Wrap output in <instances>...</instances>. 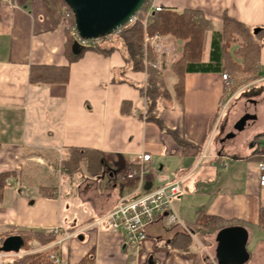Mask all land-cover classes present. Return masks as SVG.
Instances as JSON below:
<instances>
[{
    "label": "crops",
    "instance_id": "1",
    "mask_svg": "<svg viewBox=\"0 0 264 264\" xmlns=\"http://www.w3.org/2000/svg\"><path fill=\"white\" fill-rule=\"evenodd\" d=\"M150 3L177 13L200 11L214 26L205 34L202 53V63L210 70L186 74L183 109L166 102L159 110L165 127L196 147L178 144L146 121L141 89L148 73L132 69L122 44L101 42L97 47L102 52L84 50L72 62L71 52H66L68 26L55 20L42 0L24 6L0 0V174H13L0 204V240L10 229L49 232L63 226L69 236L61 232L48 247L36 244L57 254L59 264H219L218 234L235 228L245 236L247 258L229 264H264V231L258 228L264 208L259 180L264 123L260 111L255 112L258 97L264 98V44L260 78L240 92L252 90L245 109L254 121L247 130L253 131L254 141L259 139L252 140L255 148L247 155L222 146L229 125L222 124L220 111L224 72H217L212 49L225 15L252 30L264 28V0ZM169 38L176 42L179 59L184 42ZM240 43L235 41L230 51ZM82 49L75 41L72 54ZM32 66L68 67L69 81L32 85ZM171 67L165 68L163 77L174 98L178 80ZM241 117L232 118V123ZM71 149L99 153L101 173L68 175L61 161ZM143 155H150V161L143 163ZM175 178L183 180L182 193L172 201V213L180 222L168 225V214L157 218L147 227L148 239L139 254L128 255L122 235L99 222L122 199H133ZM214 218L219 223L210 231L207 226ZM193 226L205 227L204 233H192ZM184 233L193 240L189 253L172 250V241Z\"/></svg>",
    "mask_w": 264,
    "mask_h": 264
},
{
    "label": "trees",
    "instance_id": "2",
    "mask_svg": "<svg viewBox=\"0 0 264 264\" xmlns=\"http://www.w3.org/2000/svg\"><path fill=\"white\" fill-rule=\"evenodd\" d=\"M32 1L33 0H16L20 6H24ZM42 1L55 20L61 21L62 11L65 9V16L69 14L70 27L76 26L74 15L64 0ZM149 6L150 0H147L145 5L136 15V21L123 28L117 35L116 43L123 45L128 64L132 69L134 71H143L145 70V34H148L149 36L160 34L184 42L181 57L173 63L171 67L178 80L174 87V98L168 91L163 72L152 68L147 70V84L141 89V93L146 101V121L157 125L160 130L172 136L178 144L182 146H195L187 140L178 137L173 131L167 129L160 119L159 110L160 108L165 107L166 102H176L183 109L185 101L186 74L207 72L210 70L209 66L202 63V53L205 34L208 31L214 30V26L212 22L205 19L200 11L196 10H185L183 13H177L171 9H162L159 12L154 11L148 19H146ZM68 31L66 52H71L70 61L73 62L81 56L84 50L89 49H82L77 55L72 54V48L75 41L70 34V29ZM237 38L241 41V46L231 52L230 50ZM106 40L107 39L104 38L102 39V42H105ZM263 44L264 28L252 30L247 25L229 17L228 15L223 17L222 30L215 33L212 42V49L214 50L213 58L219 66L216 69L217 72L229 73L231 85L230 87L225 86V91L231 90L232 93H235L243 85L259 80L260 54ZM95 49L102 52L99 47H96ZM149 60H155L153 52H150ZM68 81V67L32 66L31 68L30 83L32 85H64L67 84ZM61 165L62 168L67 171L68 175H74L85 167L87 173L95 177L102 171V156L99 153L88 150L71 149L68 157L61 161ZM12 176L13 174L11 173L0 174V204L3 201L4 192L8 186L7 182ZM212 220L214 222L212 221L207 226L210 231L216 230L217 226L215 225V222L219 223V220L215 218ZM204 228L205 227L201 226H193L191 229L192 233L197 234L204 233ZM258 228L260 231H264V208H262L259 213ZM10 232L6 233L4 236L6 238L11 236L20 237L23 242L20 252L31 251V245L33 243H37L42 247H48L57 242L62 236L61 233H54L51 231H15L10 229ZM192 243L193 240L189 234H180L172 241L171 249L182 250L189 253ZM50 254L49 250L28 253L14 261H10L8 264H54L50 260Z\"/></svg>",
    "mask_w": 264,
    "mask_h": 264
},
{
    "label": "built area",
    "instance_id": "3",
    "mask_svg": "<svg viewBox=\"0 0 264 264\" xmlns=\"http://www.w3.org/2000/svg\"><path fill=\"white\" fill-rule=\"evenodd\" d=\"M9 1V0H5ZM162 8L156 7L151 3L148 9L147 17L154 11H161ZM136 17L128 24L136 21ZM65 20L70 29L72 38L84 49H95L102 39L98 40H84L77 31L76 26L70 27L69 14L65 16ZM127 25V26H128ZM125 26V27H127ZM124 27V28H125ZM123 29V28H122ZM122 29H119L114 34L105 39H112L118 35ZM153 52L155 60H149V54ZM178 60V47L176 42L167 36L156 34L149 36L145 34L144 37V68L147 71L149 68L163 72L168 65L175 63ZM222 79L226 87H230V77L227 73L222 74ZM205 157V156H203ZM151 159L150 155H143L142 162L147 163ZM260 171V185L264 187V161L259 166ZM144 173V170L142 171ZM182 179L175 178L172 182L158 187L156 189L140 194L133 199H122L117 207L102 219L99 224L106 223L111 231L122 235L123 247L126 253L130 256H137L142 249L143 244L148 239L147 227L153 223L157 218L168 214L166 217L168 225H175L180 222V219L172 213V201L180 196L182 193ZM51 232L61 233L69 236L67 229L60 226L52 229ZM3 241L0 240V246ZM48 248L39 249L37 252L47 251ZM2 254V253H0ZM3 254H19V253H3ZM50 260L54 264L61 263V259L57 254H50Z\"/></svg>",
    "mask_w": 264,
    "mask_h": 264
},
{
    "label": "water",
    "instance_id": "4",
    "mask_svg": "<svg viewBox=\"0 0 264 264\" xmlns=\"http://www.w3.org/2000/svg\"><path fill=\"white\" fill-rule=\"evenodd\" d=\"M71 9L79 36L84 40L104 39L119 29L127 26L139 13L147 0H64ZM254 118L246 111L235 124L234 129L242 132L250 128ZM229 137L222 141L226 146ZM227 237L229 241L225 242ZM242 238V242L235 241ZM245 236L235 228L223 229L218 234L217 259L219 264L244 262L247 258L245 251ZM23 242L18 236L6 238L1 246L0 253H20ZM242 257L233 261V256Z\"/></svg>",
    "mask_w": 264,
    "mask_h": 264
},
{
    "label": "rangeland",
    "instance_id": "5",
    "mask_svg": "<svg viewBox=\"0 0 264 264\" xmlns=\"http://www.w3.org/2000/svg\"><path fill=\"white\" fill-rule=\"evenodd\" d=\"M151 4V3H150ZM65 9H63L62 11V19L61 21H63L65 24L66 20H65ZM117 35H115L112 39H108L104 43L107 42H113L116 43L117 41ZM236 41H240L238 38L236 39ZM241 42V41H240ZM241 46V43H240ZM227 73V72H225ZM229 75V73H227ZM253 83L250 84H245L242 87H240L235 93H232L231 90H226L225 91V87H224V97L222 99L221 102V107H220V111H222V115H221V119H222V124L225 125L227 122H229L228 124V134L224 133L223 137L225 136V134H227L226 136L230 138V141H228L227 145L225 146V149L227 151H236L237 149L241 150L240 153L238 154H244L247 155L249 153H251V151L253 150L254 145H253V131L251 130H244L242 132H238L234 129L235 124L232 123L233 119L235 117H241L244 113H245V101L247 100V98L249 96L252 95V90L250 89V92H246V94L242 95L240 94V92L246 91L248 88H250V86ZM240 94V95H238ZM261 96V95H260ZM264 97V96H263ZM256 98V97H255ZM260 99V103L259 106L257 105L255 112H259L261 113L260 119H261V123H264V98H260L258 97V100ZM262 107V109H261ZM250 108V107H249ZM231 111V113H230ZM232 111H235V115H231ZM231 121V122H230ZM222 125V127H223ZM222 127L220 129V131H222ZM224 139L221 140V142ZM254 141V140H253ZM257 141H259V139H257ZM257 141H254L255 143ZM220 147V146H219ZM82 172L85 171V173H87L86 168L84 167L82 170ZM88 174V173H87ZM224 241L227 242L229 241L227 237L224 238ZM237 242H242V238H236ZM36 244L37 243H33L31 245V251L29 252H20L19 254H0V264H8L10 261H14L18 258H20L21 256L28 254V253H36L39 249L38 247L36 248ZM243 254H241L240 256L238 255H234L233 256V261H237L239 259H241Z\"/></svg>",
    "mask_w": 264,
    "mask_h": 264
},
{
    "label": "flooded vegetation",
    "instance_id": "6",
    "mask_svg": "<svg viewBox=\"0 0 264 264\" xmlns=\"http://www.w3.org/2000/svg\"><path fill=\"white\" fill-rule=\"evenodd\" d=\"M245 111H248V110L245 109Z\"/></svg>",
    "mask_w": 264,
    "mask_h": 264
}]
</instances>
